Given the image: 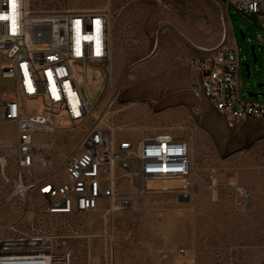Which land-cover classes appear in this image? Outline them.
<instances>
[{
  "label": "rangeland",
  "instance_id": "374dc122",
  "mask_svg": "<svg viewBox=\"0 0 264 264\" xmlns=\"http://www.w3.org/2000/svg\"><path fill=\"white\" fill-rule=\"evenodd\" d=\"M28 8L106 12V70L75 68L92 116L117 138L160 132L187 138L193 190L186 199L137 195L112 214H46L35 191L25 199L14 194L15 135L7 129L12 123L0 120V232L15 225L63 237L70 264H264V118L230 127L206 97L191 91L194 57L230 42L242 97L264 93V28L257 19L233 7L226 13L218 0H28ZM8 89L4 83L2 91ZM86 127L62 122L35 131V160L21 180L62 178L63 161Z\"/></svg>",
  "mask_w": 264,
  "mask_h": 264
},
{
  "label": "built area",
  "instance_id": "2783aa9c",
  "mask_svg": "<svg viewBox=\"0 0 264 264\" xmlns=\"http://www.w3.org/2000/svg\"><path fill=\"white\" fill-rule=\"evenodd\" d=\"M224 9L253 15L264 28V0H219ZM202 50V49H200ZM108 15L105 11L55 9L32 13L28 0H0V120L15 129L14 161L18 172L14 194L26 198L35 191L43 198L40 211L72 215L103 210L112 214L130 206L131 197L174 194L190 196V142L171 132L138 138H117L93 118L75 68L108 65ZM197 75L193 93L207 89L228 126L249 118H264V100H246L239 88L238 53L227 42L212 58L194 57ZM9 84L8 93L3 92ZM62 122L85 123V133L62 164V178L41 177L24 183L22 171L35 157L32 136ZM2 165V160L0 158ZM178 182L166 188L148 183ZM209 188L213 182L207 180ZM158 215L161 213L158 212ZM0 264H70L67 240L20 230L0 232Z\"/></svg>",
  "mask_w": 264,
  "mask_h": 264
},
{
  "label": "bare ground",
  "instance_id": "6f19581e",
  "mask_svg": "<svg viewBox=\"0 0 264 264\" xmlns=\"http://www.w3.org/2000/svg\"><path fill=\"white\" fill-rule=\"evenodd\" d=\"M226 31H228V29L225 30V32ZM222 46H224V45H222ZM222 46H217V47H214L212 49L204 50L201 57H204V58H212V56H214V52L221 51ZM193 95L195 97H200V96L206 97L214 105V107L216 109V101L213 100V96L212 95H209L207 89H199L198 90V93L197 94L196 93H193ZM178 184H179L178 182H158V181H152V182H149L148 183V187H151V188H166L168 186H173V185H178Z\"/></svg>",
  "mask_w": 264,
  "mask_h": 264
},
{
  "label": "water",
  "instance_id": "95a60500",
  "mask_svg": "<svg viewBox=\"0 0 264 264\" xmlns=\"http://www.w3.org/2000/svg\"><path fill=\"white\" fill-rule=\"evenodd\" d=\"M243 65L245 67V70L247 71V76H250L248 64L246 63V64H243ZM262 85L263 84H259V86H262ZM248 95H249V97L256 99L258 97V95L264 96V93H249Z\"/></svg>",
  "mask_w": 264,
  "mask_h": 264
},
{
  "label": "crops",
  "instance_id": "0c3cea01",
  "mask_svg": "<svg viewBox=\"0 0 264 264\" xmlns=\"http://www.w3.org/2000/svg\"><path fill=\"white\" fill-rule=\"evenodd\" d=\"M88 10H89V9H88ZM7 129H8L9 132H11V135H12V134L15 135V129H14V126H13V127L8 126ZM15 139H16V138H14V142H15Z\"/></svg>",
  "mask_w": 264,
  "mask_h": 264
},
{
  "label": "flooded vegetation",
  "instance_id": "af4514ba",
  "mask_svg": "<svg viewBox=\"0 0 264 264\" xmlns=\"http://www.w3.org/2000/svg\"><path fill=\"white\" fill-rule=\"evenodd\" d=\"M240 68V67H239Z\"/></svg>",
  "mask_w": 264,
  "mask_h": 264
}]
</instances>
